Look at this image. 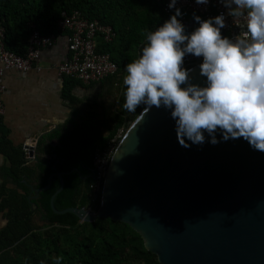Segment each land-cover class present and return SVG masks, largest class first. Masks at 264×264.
Masks as SVG:
<instances>
[{
    "label": "water",
    "instance_id": "1",
    "mask_svg": "<svg viewBox=\"0 0 264 264\" xmlns=\"http://www.w3.org/2000/svg\"><path fill=\"white\" fill-rule=\"evenodd\" d=\"M198 65L183 86H205ZM207 139L185 148L169 110L143 109L111 158L96 212L54 208L63 172L31 189L27 199L33 207L31 201L57 177L60 187L49 200L54 214L126 224L160 264H264V152L242 138L215 145ZM26 148L30 159L33 148Z\"/></svg>",
    "mask_w": 264,
    "mask_h": 264
},
{
    "label": "trees",
    "instance_id": "2",
    "mask_svg": "<svg viewBox=\"0 0 264 264\" xmlns=\"http://www.w3.org/2000/svg\"><path fill=\"white\" fill-rule=\"evenodd\" d=\"M163 0H0V22L4 27V45L7 51L23 55L32 32V25L40 34H63L57 24L62 13L77 11L88 21H97L111 28L113 37L101 42L96 51L106 53L116 64V72L105 78H119L118 109L109 117V133L99 136L96 128L82 129L67 138L60 139L57 149L46 151L49 160H38L33 167L26 166V156L20 147H14L1 133L0 154L9 165L0 171L3 183L0 186V213L4 214L5 226L0 230V264H160L155 254L144 248L142 239L126 224L111 219L98 218L93 222H80L71 213L56 215L49 206L50 197L59 189L57 177H52L50 188L43 190L29 203L26 180L37 184L35 189L45 187L50 176L66 173L63 189L54 199V208H90L96 212L100 195L91 196L93 183V155L106 146L115 131L129 125L144 109L134 112L122 107L124 66L137 58L145 43L144 33L155 30L168 18L163 9ZM185 66V65H184ZM191 68L193 66H185ZM104 80L100 81L103 82ZM73 77H64L62 96L73 101L71 91L80 85ZM99 146H95L96 144ZM24 180V182H22ZM12 181L16 189L6 188ZM21 190L22 193H19ZM41 214L43 226L33 223V216Z\"/></svg>",
    "mask_w": 264,
    "mask_h": 264
},
{
    "label": "clouds",
    "instance_id": "3",
    "mask_svg": "<svg viewBox=\"0 0 264 264\" xmlns=\"http://www.w3.org/2000/svg\"><path fill=\"white\" fill-rule=\"evenodd\" d=\"M216 2L224 11L206 18L194 11L196 26L186 32L178 0H168L171 14L144 33L139 55L124 66L122 107L134 112L140 105L145 111L163 106L185 148L203 145L207 135L212 145L242 138L252 150L264 152V0ZM194 3L207 6L210 0ZM229 17L241 25L235 36L222 32ZM189 54L200 58L205 86H183ZM61 260L57 257L56 264Z\"/></svg>",
    "mask_w": 264,
    "mask_h": 264
},
{
    "label": "crops",
    "instance_id": "4",
    "mask_svg": "<svg viewBox=\"0 0 264 264\" xmlns=\"http://www.w3.org/2000/svg\"><path fill=\"white\" fill-rule=\"evenodd\" d=\"M100 42L97 37V45ZM69 56L65 35L58 34L53 47L40 51L37 68L26 72L8 70L3 74L4 111L0 120V137L6 132L14 147L33 148V157L26 158L28 167H33L38 160L51 159L45 152L57 149L59 138H67L82 129L96 128L99 136L106 137L109 133L107 121L118 109V77L110 81L80 83L71 91L72 102L63 98V78L58 75L57 67ZM8 165L0 154V171ZM25 182L29 191L35 189V181L28 179ZM2 183L0 174V186ZM6 188L16 189V186L8 181ZM18 192L22 193L21 190ZM36 216L42 215L33 216L34 224ZM5 224L4 214L0 213V230Z\"/></svg>",
    "mask_w": 264,
    "mask_h": 264
},
{
    "label": "built area",
    "instance_id": "5",
    "mask_svg": "<svg viewBox=\"0 0 264 264\" xmlns=\"http://www.w3.org/2000/svg\"><path fill=\"white\" fill-rule=\"evenodd\" d=\"M168 0H163L162 9L166 14H171L167 8ZM178 6L184 13L183 23L186 25V32H190L196 25L192 19V13L202 18L215 16L224 9L216 0H210L205 5H196L194 0H178ZM242 23V22H241ZM191 25V26H190ZM32 32L27 41V49L23 55L6 50L4 45V27L0 22V120L3 115L2 94L4 92L3 74L8 70L26 72L37 68L39 64L40 51L54 46L57 34L42 35L32 25ZM58 30L68 32L66 37L69 58L58 65L57 73L61 78L73 77L84 84L97 83L113 75L116 64L106 53L96 51V39L103 35L105 42H109L113 33L110 27L102 26L97 21H88L81 14L74 11L70 14L62 13L57 24ZM241 25L234 23L233 18L226 19V27L223 34L235 36L240 32ZM200 63V58L191 54L184 59V65L195 66ZM128 128L121 126L108 139L106 146L97 150L93 155V183L91 185V196L93 200L101 194L104 178L111 161V158ZM24 152L27 150L23 148ZM91 211V210H90Z\"/></svg>",
    "mask_w": 264,
    "mask_h": 264
},
{
    "label": "rangeland",
    "instance_id": "6",
    "mask_svg": "<svg viewBox=\"0 0 264 264\" xmlns=\"http://www.w3.org/2000/svg\"><path fill=\"white\" fill-rule=\"evenodd\" d=\"M35 224L38 226H43L46 222L43 220L42 216H36Z\"/></svg>",
    "mask_w": 264,
    "mask_h": 264
}]
</instances>
